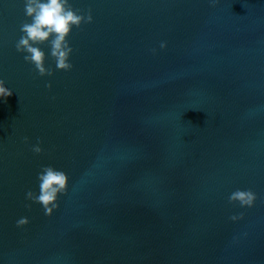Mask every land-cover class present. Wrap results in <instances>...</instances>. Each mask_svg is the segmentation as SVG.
I'll use <instances>...</instances> for the list:
<instances>
[{
	"label": "water",
	"instance_id": "1",
	"mask_svg": "<svg viewBox=\"0 0 264 264\" xmlns=\"http://www.w3.org/2000/svg\"><path fill=\"white\" fill-rule=\"evenodd\" d=\"M70 3L93 21L70 71L39 45L42 77L0 0V264H264V0ZM44 166L69 177L50 217L26 199Z\"/></svg>",
	"mask_w": 264,
	"mask_h": 264
},
{
	"label": "clouds",
	"instance_id": "2",
	"mask_svg": "<svg viewBox=\"0 0 264 264\" xmlns=\"http://www.w3.org/2000/svg\"><path fill=\"white\" fill-rule=\"evenodd\" d=\"M217 0H210L215 7ZM24 15L28 18L20 25L21 36L16 42L17 52L24 53V60L33 65L40 76H52L53 71L45 67L46 54L39 47L47 43L50 48V55L55 61L56 69L70 71L73 65L69 62L73 52L68 37L73 27L80 28L82 24L92 23L91 10L85 14L79 9H74L70 0H24ZM30 21V22H29ZM166 42H161L160 48H166ZM155 53V49L152 50ZM47 87L50 89L51 84ZM12 90L5 87V81L0 79V98L5 99L11 96ZM25 143L28 138L24 137ZM31 151L35 154L42 153L40 142L33 145ZM39 182V193L31 190L26 192V199L40 204L46 216H52L54 210L59 208L58 199L68 191V175L52 166H44L37 174ZM229 203H238L240 207H253L257 195L251 189H237L228 198ZM31 208V205H25ZM231 220L243 219V214L233 215ZM27 217H21L16 221L17 227H24L29 224Z\"/></svg>",
	"mask_w": 264,
	"mask_h": 264
}]
</instances>
